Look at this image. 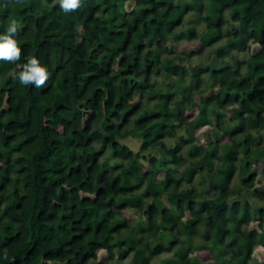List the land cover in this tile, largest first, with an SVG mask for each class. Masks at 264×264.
Here are the masks:
<instances>
[{
	"label": "trees",
	"instance_id": "1",
	"mask_svg": "<svg viewBox=\"0 0 264 264\" xmlns=\"http://www.w3.org/2000/svg\"><path fill=\"white\" fill-rule=\"evenodd\" d=\"M189 14L204 31L176 33ZM10 19L21 58L0 61V264H101L102 251L116 264L171 252L163 264H264V192L253 189L264 0H83L70 13L56 0H0V35ZM226 37L217 63L189 64ZM29 56L50 74L39 89L11 75ZM207 126L221 141L198 146ZM127 211L145 220L129 229Z\"/></svg>",
	"mask_w": 264,
	"mask_h": 264
},
{
	"label": "rangeland",
	"instance_id": "2",
	"mask_svg": "<svg viewBox=\"0 0 264 264\" xmlns=\"http://www.w3.org/2000/svg\"><path fill=\"white\" fill-rule=\"evenodd\" d=\"M189 25H192L196 28L197 33H201L204 31V24L201 23L198 19L197 14H189L185 17L183 25L178 28L176 30V33H178L181 28L184 29L186 28V26L188 27ZM228 37H226L224 40L220 41L219 43L215 44L214 46L206 49L200 56L194 57L189 64L191 66H195V67H201V64L207 65L208 67L217 63V58L215 57V49L222 46L223 44H225V42L227 41ZM187 41L182 40L181 44H186ZM191 44V43H188ZM170 46V45H169ZM257 49L256 45H252L251 46V50L249 51V53H254ZM178 51H180V49H178ZM248 52L245 53H240L237 54V57L239 59H246L248 58ZM196 98L198 99L199 97L196 96ZM214 117V116H213ZM183 130H179L177 134H175V136L171 139H167L165 142L167 145H173L174 141L179 139V136L183 134ZM263 137H264V133H263ZM215 140H220L221 141V134L218 133L214 127H204L202 129H200L199 131L196 132V143L198 146H203L207 143H209L210 141H215ZM125 143H127L128 145H130V147L133 150H136L137 148V143H135L133 140H126ZM186 149V148H185ZM184 149L183 154H186V151ZM102 160L107 161V164L109 167H113L115 166L117 163H119L120 161L117 159H114L112 157V154L109 150L106 151L105 155L103 156ZM187 166V163H184L181 167L178 168V174L181 173V171ZM171 169L172 166H170ZM253 172H255L257 174V178L255 180V184H254V190L259 191V192H264V160L259 162L258 164H255L254 168H253ZM160 177V175H159ZM207 179V178H206ZM240 182V177L239 176H235L232 182V187L237 186ZM206 183H208V179L206 180ZM207 185V184H206ZM195 186H197V180H195ZM192 187L191 184L190 185H186L185 188H190ZM249 201L253 203V199L249 198ZM256 214H258V210L257 212H255ZM126 217L129 218V220H131L130 223V227L129 229H132V225H134V223L136 221H144L145 220V216H143L142 214H138L134 211H127L125 213ZM255 221L250 225V227H248V229H253L256 228L258 225V218L254 219ZM204 243V240L202 238H196L194 239V241L192 240V243L196 244V243ZM187 246V245H186ZM195 256H197L201 261L205 262V261H209V255L207 252H200L199 254H194ZM193 257V255H191ZM173 257V252L171 253H167V254H162L154 259L151 260L150 264H163V261H166L167 259H170ZM117 256L116 254H114V258L112 260H109L107 257V254L105 252H99L98 258H97V262H100L101 264H116L118 263L117 260ZM253 258H257V256H254L253 254ZM132 260V255L130 254L128 256V258H126L122 263H130Z\"/></svg>",
	"mask_w": 264,
	"mask_h": 264
},
{
	"label": "clouds",
	"instance_id": "3",
	"mask_svg": "<svg viewBox=\"0 0 264 264\" xmlns=\"http://www.w3.org/2000/svg\"><path fill=\"white\" fill-rule=\"evenodd\" d=\"M23 4L24 0H16ZM64 13L74 12L82 6L83 0H56ZM20 24L16 19H10L5 34L0 35V61L15 64L21 58V48L16 37L19 35ZM18 72H12L14 79L22 86L35 85L37 89L43 87L49 79L46 66L41 65L35 56L27 57V62L17 65Z\"/></svg>",
	"mask_w": 264,
	"mask_h": 264
}]
</instances>
